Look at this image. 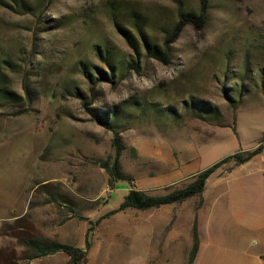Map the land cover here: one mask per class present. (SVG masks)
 <instances>
[{
    "label": "rangeland",
    "instance_id": "374dc122",
    "mask_svg": "<svg viewBox=\"0 0 264 264\" xmlns=\"http://www.w3.org/2000/svg\"><path fill=\"white\" fill-rule=\"evenodd\" d=\"M16 1L36 3L0 6V92L11 98L0 97V264L70 263L62 252L24 259V236L81 248L78 264H187L200 211L202 264H258L264 145L242 167L217 168L204 204L114 211L131 187L165 194L262 142L264 0H207L203 28L184 26L166 63L140 34L163 46L179 19L172 0H45L34 14ZM200 7L182 0L195 16ZM83 103L115 118L130 182L109 185L112 132Z\"/></svg>",
    "mask_w": 264,
    "mask_h": 264
},
{
    "label": "trees",
    "instance_id": "16d2710c",
    "mask_svg": "<svg viewBox=\"0 0 264 264\" xmlns=\"http://www.w3.org/2000/svg\"><path fill=\"white\" fill-rule=\"evenodd\" d=\"M7 1L8 0H0V6L6 7L7 5L5 4ZM44 1L45 0H36L35 5L33 6L23 1H19V2L16 1L15 6L17 8L16 10H18V12H20L21 14H34V12L37 11V9L40 7V4L44 3ZM172 1L175 2L180 8L178 15L179 19L172 33L169 36H167L166 40L164 41L163 46L160 48L155 43H151L150 40L145 35L140 34L143 41V48L145 54L150 58L165 63L168 61L169 58L170 45L178 37L180 32L183 30L184 26L188 24H193L195 27H197V29H202L205 24L204 14H205V3L207 0H200L201 2L200 14L197 16H195L194 13L186 12L182 10L181 8L182 0H172ZM119 30L124 34L125 38L130 43L131 37L129 36L127 31H125L120 27ZM138 68L139 67L137 61L133 62V64L130 63V69L137 71ZM0 97H2L5 103H9L11 100L9 93L7 91L0 92ZM83 105L85 106L87 112L98 122L99 125L104 127L107 131L112 132V144L114 147L115 154L112 162L107 161L101 165V168H103L109 176V180H108L109 185L111 187H114V184L119 181L127 180L130 182V178L122 172L120 167V156L122 153V145H121L120 134L115 131V129L118 128L115 118H111L110 112L100 113L96 109L91 108L89 106V103H83ZM204 112L208 113L206 109H204ZM263 145H264V135L262 142H260L259 145L254 150L239 152L229 157H226L220 162L209 167L208 169L194 174L192 176V181L189 182L188 184L180 188H174V189H170L168 187L167 189L170 190H168L165 194L162 195L148 194L145 191L131 187L124 196L118 209L115 210L114 212L122 211L128 208H134L137 210H148L152 208H159L164 205L180 203L196 196L199 197L202 195L205 189L208 178L217 168L227 163L228 161H233L234 165L243 164L249 161L255 155H257L262 150ZM19 242L25 248L24 259L26 260L40 258L62 252L70 258L69 264H78V261L84 256L85 253L81 248L68 244H62L47 238L24 236V237H19ZM86 245L88 246L87 242ZM198 248H199L198 232L196 227L194 226L192 229V244L188 253L187 264H193Z\"/></svg>",
    "mask_w": 264,
    "mask_h": 264
},
{
    "label": "crops",
    "instance_id": "0c3cea01",
    "mask_svg": "<svg viewBox=\"0 0 264 264\" xmlns=\"http://www.w3.org/2000/svg\"><path fill=\"white\" fill-rule=\"evenodd\" d=\"M259 144H256V147L258 146ZM255 147V148H256ZM254 148V149H255ZM256 156V155H255ZM252 159V158H251ZM250 159V160H251ZM247 161L243 164H240V165H232V167L230 168V170L228 171H231L232 169L236 168V167H242L243 165H245L246 163L250 162ZM226 170L223 169V171H220L219 172V175L217 176V179H219L225 172ZM211 175H214V172L211 174ZM210 175V176H211ZM193 176V175H192ZM207 183V182H206ZM240 187L244 188V189H248L249 187L251 188V186H255L253 187L252 189L254 190H259L258 186L257 185H250V184H247V183H240L239 184ZM206 190H207V186L205 187L202 195H201V200H202V203L204 204V202L206 201V197H205V194H206ZM162 195V194H161ZM243 197V194L241 195L240 193V196L238 194V198L241 200ZM201 209V208H200ZM198 214H199V217H198ZM204 214L201 213V211L199 213H197L196 215V228H197V232H198V238H199V248H198V251H197V254L195 256V259H194V262L193 264H202L203 261L207 258V255H206V248H205V241L204 239H206L207 235H206V224L204 222ZM256 219L259 220V225H257L255 228L256 230L260 231V232H264V208L262 211H260V213L257 214L256 216ZM258 264H264V252L263 253H259L258 256H257V260Z\"/></svg>",
    "mask_w": 264,
    "mask_h": 264
}]
</instances>
